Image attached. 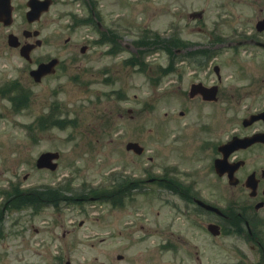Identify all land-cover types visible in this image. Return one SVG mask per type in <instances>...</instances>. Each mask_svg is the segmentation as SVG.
Masks as SVG:
<instances>
[{"label": "rangeland", "instance_id": "374dc122", "mask_svg": "<svg viewBox=\"0 0 264 264\" xmlns=\"http://www.w3.org/2000/svg\"><path fill=\"white\" fill-rule=\"evenodd\" d=\"M28 1L13 0L14 24H0V231L8 237L0 240V264L16 260L23 264H65L68 260L72 264H259V252H252L251 245L236 237L211 235L202 223L212 218L203 212L186 213L184 203L149 180L170 173L195 184L201 198L219 207L226 205L221 197L226 193L225 184L211 169L212 152L202 151L189 135L195 129L194 105L190 115L180 117L178 71L184 67L189 78L195 66L177 58L175 73L154 86L150 76L160 66L166 67L170 59L161 49L147 54L148 68L141 72L124 64L135 47L117 58L111 57L106 55L109 47L93 42L98 37L94 26L78 23L73 27L75 19L89 16L82 0H54L50 12L32 25L26 19ZM97 1L105 24L120 31L123 44H130L144 30L163 37L175 33L194 44L214 34L224 36L236 25L240 29L244 18L255 14L257 3ZM201 10L205 11L203 23L189 20L190 13ZM24 30L40 31L43 41L32 52V63L8 45L10 32L24 42ZM84 44L91 49L82 54ZM225 50L217 52L216 57L226 58ZM52 58L60 60L57 72L36 83L30 71L40 61ZM233 69L227 63L226 77L230 76L231 82L237 79ZM4 87L22 89L29 95L27 104L16 108L18 91L4 93L8 90H2ZM53 107L62 118L71 120L70 126L40 127L42 118L54 115ZM243 112H234L232 124L229 122L233 128ZM129 142L144 146V154L127 151ZM47 151L61 155L54 172L36 167L39 155ZM116 174L146 181L141 190L122 202L118 199L116 205L78 201L37 212L30 208L18 210L11 204L5 207L13 195L6 190L13 185H20L22 190L70 181L76 198L85 189H112L111 180ZM190 208L195 210L197 206ZM21 231L25 233L24 241L17 235ZM120 255L122 260L118 259Z\"/></svg>", "mask_w": 264, "mask_h": 264}, {"label": "flooded vegetation", "instance_id": "af4514ba", "mask_svg": "<svg viewBox=\"0 0 264 264\" xmlns=\"http://www.w3.org/2000/svg\"><path fill=\"white\" fill-rule=\"evenodd\" d=\"M82 1L101 46L112 44L117 48L135 47V58L142 64L145 62L141 56L142 51L148 46H159L167 51L169 41L155 43L147 30L137 34L130 44L122 46L120 31L105 24L102 6L98 5V1ZM254 11L255 14L244 18V25L240 29H237V25L234 26L225 37L214 34L208 40L195 44L181 41L174 50L178 58L189 60L195 66V71L189 74V78L186 77L184 67L178 71L177 91L182 105L180 117L190 115L191 105H194L197 117L193 120L196 121L195 129L189 135H192V139L196 140L195 143L202 151L212 152L214 157L211 169L214 176L226 187V193L221 195L222 200L226 202L225 207H219L212 201L201 198L195 184L183 182L170 173L162 177L152 176L149 180L171 197L177 198L180 204L184 203L186 213L203 212L212 218L202 223L206 228L209 224H215L219 227L221 235L236 237L251 245L252 252H259L258 263L264 264V0H257ZM197 21L203 23L204 17ZM234 32L237 34H233ZM84 39L87 40L86 37ZM31 40L33 37L24 42L29 43ZM83 46L88 48L86 53L91 49L90 45ZM224 48L227 57L219 59L216 53ZM108 54L117 58V49ZM227 63L232 69L235 67L233 72L237 76L236 81L231 82L230 76L226 77ZM181 64L183 66L185 62L182 61ZM166 75L155 71L150 80L159 83ZM242 111L245 114L233 128L231 124L234 112ZM128 113L131 114L132 110L129 109ZM120 115L122 117V114ZM218 123H221L219 127ZM186 131L187 129L184 130V136L188 135ZM232 141H237L232 145L234 150H224L223 147ZM225 154L227 157L223 163L224 174L219 175L216 173L215 164L218 159L224 158ZM198 201L218 207L221 213L201 206ZM42 205L44 207L41 209L52 208L46 203ZM191 205L197 208L192 210ZM35 230L38 232V229ZM5 234L0 233V240L8 238ZM17 235L22 241L26 240L24 232L21 231ZM14 262L11 263L23 264L21 260Z\"/></svg>", "mask_w": 264, "mask_h": 264}, {"label": "water", "instance_id": "95a60500", "mask_svg": "<svg viewBox=\"0 0 264 264\" xmlns=\"http://www.w3.org/2000/svg\"><path fill=\"white\" fill-rule=\"evenodd\" d=\"M52 4V0H45V1H39V0H30L28 3V6L30 7V11L27 13V18L30 22H34L40 19L41 15L44 12L49 11L50 6ZM203 12H195L191 15V19L196 18H202ZM0 22H3L5 26H10L13 23V6H12V0H0ZM28 33L25 32V35ZM30 34V33H29ZM35 36L39 35V32L34 33ZM9 44L12 47H19L20 43L18 42V38L14 35L9 36ZM37 45H41V41L37 42ZM35 47V45H28L21 48V55L26 58L27 60H30V52ZM59 61L57 59H54L50 61L49 63H43L39 65L38 69L31 71L32 77L35 79V81L40 82L42 78L48 74H52L55 72V67ZM128 150H134L136 153L141 154L143 152V148L137 144V143H129L127 146ZM227 149H229L227 147ZM226 149V150H227ZM60 157L59 153L57 152H46L43 153L38 161L37 166L41 169L48 168L51 170H56L58 167V164L56 163V160H58ZM223 161H218L216 164L217 172L220 175H223L224 172L220 170V164ZM223 170V166H222ZM201 205L205 206L208 209L216 210L218 212L219 209L210 207L206 205L205 203L200 202ZM210 231L214 235H218V227L216 226H209ZM123 257L119 256V259H122ZM66 264H71L70 262H67Z\"/></svg>", "mask_w": 264, "mask_h": 264}, {"label": "trees", "instance_id": "16d2710c", "mask_svg": "<svg viewBox=\"0 0 264 264\" xmlns=\"http://www.w3.org/2000/svg\"><path fill=\"white\" fill-rule=\"evenodd\" d=\"M173 67H170L168 69V71L172 70ZM8 89V88H6ZM5 89V90H6ZM18 91L17 93V98H14V104L16 108H20V107H24L28 100H29V95L27 93H24L22 91V89H17V88H10L6 91H4V93H10L11 91ZM26 94V95H24ZM56 109V108H55ZM53 109L54 115H48L46 118H42V123L40 120V127L43 125L45 126H57L60 128H65L68 125L71 124V121H69V119L66 118H62V115L60 116L59 113L55 112L58 109ZM54 116V117H51ZM53 118V121L52 119ZM138 183H132L130 184L128 180L123 181L122 184H120V192L121 194H126L127 192H130L131 189L135 186H137ZM62 189H49L48 191L45 192H30L29 194L25 195L24 198L22 197H15L14 198V207L19 208L21 205H26V204H35L37 206H42V204L46 203V204H54L55 206H58L60 201H61V192ZM115 189H110V190H103V191H99V190H90L91 195H96L101 197L104 200H108L111 201L112 204L116 205L118 203L117 201V195L115 194ZM19 191L17 190V188L14 190V193L12 196H14V194H18ZM42 202V204H41Z\"/></svg>", "mask_w": 264, "mask_h": 264}]
</instances>
